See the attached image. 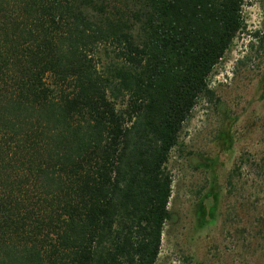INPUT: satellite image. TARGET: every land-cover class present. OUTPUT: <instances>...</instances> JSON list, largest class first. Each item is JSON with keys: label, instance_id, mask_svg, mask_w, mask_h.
Instances as JSON below:
<instances>
[{"label": "trees", "instance_id": "16d2710c", "mask_svg": "<svg viewBox=\"0 0 264 264\" xmlns=\"http://www.w3.org/2000/svg\"><path fill=\"white\" fill-rule=\"evenodd\" d=\"M244 1L0 0V264H156Z\"/></svg>", "mask_w": 264, "mask_h": 264}, {"label": "rangeland", "instance_id": "374dc122", "mask_svg": "<svg viewBox=\"0 0 264 264\" xmlns=\"http://www.w3.org/2000/svg\"><path fill=\"white\" fill-rule=\"evenodd\" d=\"M242 19L170 153L175 221L156 264H264V0Z\"/></svg>", "mask_w": 264, "mask_h": 264}]
</instances>
